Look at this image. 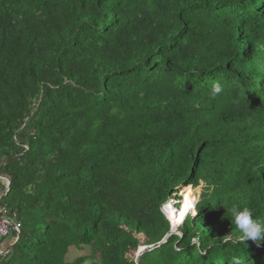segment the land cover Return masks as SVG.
<instances>
[{
	"label": "trees",
	"instance_id": "trees-1",
	"mask_svg": "<svg viewBox=\"0 0 264 264\" xmlns=\"http://www.w3.org/2000/svg\"><path fill=\"white\" fill-rule=\"evenodd\" d=\"M233 206L264 221V0H0V264H264Z\"/></svg>",
	"mask_w": 264,
	"mask_h": 264
},
{
	"label": "clouds",
	"instance_id": "clouds-1",
	"mask_svg": "<svg viewBox=\"0 0 264 264\" xmlns=\"http://www.w3.org/2000/svg\"><path fill=\"white\" fill-rule=\"evenodd\" d=\"M222 91L223 86L219 82L214 83L212 94L215 96ZM163 211L165 213V210ZM165 215L169 219L166 213ZM193 215H196L195 206L193 207ZM230 219L232 220L235 229L239 232L240 241L244 242L246 240H252L259 242L264 240V221L254 218L253 211L250 208L244 207L241 209L237 206L231 207Z\"/></svg>",
	"mask_w": 264,
	"mask_h": 264
},
{
	"label": "rangeland",
	"instance_id": "rangeland-1",
	"mask_svg": "<svg viewBox=\"0 0 264 264\" xmlns=\"http://www.w3.org/2000/svg\"><path fill=\"white\" fill-rule=\"evenodd\" d=\"M201 187H202V185H200V187H198V188H196V189H193V188H183V189H181V192H180V194L178 195L179 197H180V200H178V201H172V199H170V201H169V203L163 208V210H165V213H166V209L167 208H171V209H173V210H175V209H178L177 207L179 206V205H181L182 204V202H184V200H185V197H186V195H190V197H192V199H193V207L195 206V204L198 202V200H199V195H200V193H201ZM188 190H190L191 192L189 193V191ZM178 205V206H177ZM193 207L192 208H190L189 210H188V212H187V214L186 215H188V214H193ZM168 211H170V210H168ZM178 213V212H177ZM175 215H176V211L174 212L173 211V213H172V218H173V220H174V218H175ZM177 217V216H176ZM186 217V216H185ZM184 217V218H185ZM184 220V219H183ZM182 220V221H183ZM182 221L180 222V223H182ZM180 223L178 224V226L180 225ZM177 226V227H178ZM176 227V228H177ZM10 234H11V232H10ZM177 234V233H176ZM90 253V251H89V249H86L85 251H83V252H80V251H77V250H74L71 254H70V257H69V260L70 261H73V260H75L76 258H78V257H81V256H85V255H88Z\"/></svg>",
	"mask_w": 264,
	"mask_h": 264
},
{
	"label": "built area",
	"instance_id": "built-area-1",
	"mask_svg": "<svg viewBox=\"0 0 264 264\" xmlns=\"http://www.w3.org/2000/svg\"><path fill=\"white\" fill-rule=\"evenodd\" d=\"M11 231H14L16 234H19L20 224L9 221L5 218H0V241L6 238Z\"/></svg>",
	"mask_w": 264,
	"mask_h": 264
},
{
	"label": "bare ground",
	"instance_id": "bare-ground-1",
	"mask_svg": "<svg viewBox=\"0 0 264 264\" xmlns=\"http://www.w3.org/2000/svg\"><path fill=\"white\" fill-rule=\"evenodd\" d=\"M168 210H170V211H168ZM173 211L175 212L176 211V215H175V218H176V216H177V209L176 210H173V209H171V208H167L166 209V214L168 215V217H169V219L171 220V221H173V218H172V213H173ZM174 218V219H175Z\"/></svg>",
	"mask_w": 264,
	"mask_h": 264
},
{
	"label": "water",
	"instance_id": "water-1",
	"mask_svg": "<svg viewBox=\"0 0 264 264\" xmlns=\"http://www.w3.org/2000/svg\"><path fill=\"white\" fill-rule=\"evenodd\" d=\"M7 181H8V185H10V180L9 179H6ZM169 220V219H168ZM170 222H171V220H169ZM171 226H172V229H173V224H172V222H171ZM173 232V234L175 233L174 231H172ZM141 250H144V248H142Z\"/></svg>",
	"mask_w": 264,
	"mask_h": 264
},
{
	"label": "crops",
	"instance_id": "crops-1",
	"mask_svg": "<svg viewBox=\"0 0 264 264\" xmlns=\"http://www.w3.org/2000/svg\"><path fill=\"white\" fill-rule=\"evenodd\" d=\"M4 249H6V245H3V246H2V250H4Z\"/></svg>",
	"mask_w": 264,
	"mask_h": 264
}]
</instances>
